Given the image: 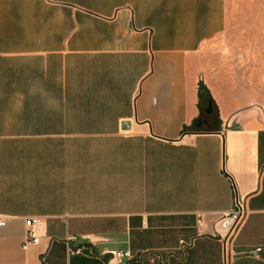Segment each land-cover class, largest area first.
Instances as JSON below:
<instances>
[{
  "label": "crops",
  "instance_id": "crops-1",
  "mask_svg": "<svg viewBox=\"0 0 264 264\" xmlns=\"http://www.w3.org/2000/svg\"><path fill=\"white\" fill-rule=\"evenodd\" d=\"M225 29L226 0H0V264H264V106ZM200 81L220 123L184 132Z\"/></svg>",
  "mask_w": 264,
  "mask_h": 264
},
{
  "label": "rangeland",
  "instance_id": "rangeland-1",
  "mask_svg": "<svg viewBox=\"0 0 264 264\" xmlns=\"http://www.w3.org/2000/svg\"><path fill=\"white\" fill-rule=\"evenodd\" d=\"M209 47L216 54L225 51L227 63L248 80L264 106V0H226L225 32Z\"/></svg>",
  "mask_w": 264,
  "mask_h": 264
},
{
  "label": "trees",
  "instance_id": "trees-1",
  "mask_svg": "<svg viewBox=\"0 0 264 264\" xmlns=\"http://www.w3.org/2000/svg\"><path fill=\"white\" fill-rule=\"evenodd\" d=\"M208 107H210V112L207 114L206 109ZM198 108L200 111L199 118L190 128H185L184 132L216 131L220 123L217 109L211 99L209 91L202 83L198 84Z\"/></svg>",
  "mask_w": 264,
  "mask_h": 264
},
{
  "label": "built area",
  "instance_id": "built-area-1",
  "mask_svg": "<svg viewBox=\"0 0 264 264\" xmlns=\"http://www.w3.org/2000/svg\"><path fill=\"white\" fill-rule=\"evenodd\" d=\"M241 215H242L241 210H238L224 217L223 222L221 224V228L222 230H224L225 235L227 237H229L234 233L236 226L241 218ZM38 223H39L38 218H28L25 220V226L27 228V232H26L25 241L23 243L24 249H26L28 245L37 242V237L33 234L32 227L36 226ZM4 225L5 223L1 221L0 226H4ZM114 257L118 259L128 260L132 258V255L130 252L124 251V252H116L114 254ZM42 264H46V263L42 262Z\"/></svg>",
  "mask_w": 264,
  "mask_h": 264
},
{
  "label": "water",
  "instance_id": "water-1",
  "mask_svg": "<svg viewBox=\"0 0 264 264\" xmlns=\"http://www.w3.org/2000/svg\"><path fill=\"white\" fill-rule=\"evenodd\" d=\"M206 112H207V113L210 112V107H208V108L206 109ZM122 126H123L124 128H126V127H128V124H123Z\"/></svg>",
  "mask_w": 264,
  "mask_h": 264
}]
</instances>
